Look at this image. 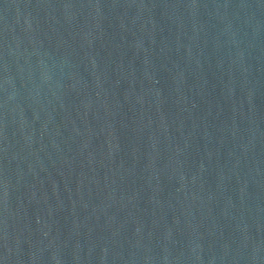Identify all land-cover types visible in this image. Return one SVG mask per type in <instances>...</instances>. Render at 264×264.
<instances>
[{"label":"water","instance_id":"water-1","mask_svg":"<svg viewBox=\"0 0 264 264\" xmlns=\"http://www.w3.org/2000/svg\"><path fill=\"white\" fill-rule=\"evenodd\" d=\"M0 264H264V0H0Z\"/></svg>","mask_w":264,"mask_h":264}]
</instances>
